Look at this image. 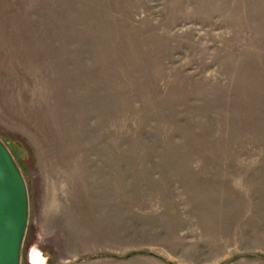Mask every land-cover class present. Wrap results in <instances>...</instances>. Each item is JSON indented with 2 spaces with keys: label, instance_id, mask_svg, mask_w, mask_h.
<instances>
[{
  "label": "rangeland",
  "instance_id": "374dc122",
  "mask_svg": "<svg viewBox=\"0 0 264 264\" xmlns=\"http://www.w3.org/2000/svg\"><path fill=\"white\" fill-rule=\"evenodd\" d=\"M0 140L20 264H264V0H0Z\"/></svg>",
  "mask_w": 264,
  "mask_h": 264
},
{
  "label": "water",
  "instance_id": "95a60500",
  "mask_svg": "<svg viewBox=\"0 0 264 264\" xmlns=\"http://www.w3.org/2000/svg\"><path fill=\"white\" fill-rule=\"evenodd\" d=\"M28 217L26 182L9 148L0 140V264H20ZM40 257L42 264H47Z\"/></svg>",
  "mask_w": 264,
  "mask_h": 264
},
{
  "label": "bare ground",
  "instance_id": "6f19581e",
  "mask_svg": "<svg viewBox=\"0 0 264 264\" xmlns=\"http://www.w3.org/2000/svg\"><path fill=\"white\" fill-rule=\"evenodd\" d=\"M32 259H33L34 264H42V262H43V259L40 257V254L38 252H36L33 255Z\"/></svg>",
  "mask_w": 264,
  "mask_h": 264
}]
</instances>
